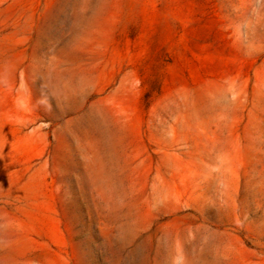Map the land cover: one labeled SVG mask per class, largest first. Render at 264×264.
Wrapping results in <instances>:
<instances>
[{
  "label": "rangeland",
  "instance_id": "obj_1",
  "mask_svg": "<svg viewBox=\"0 0 264 264\" xmlns=\"http://www.w3.org/2000/svg\"><path fill=\"white\" fill-rule=\"evenodd\" d=\"M0 264H264V0H0Z\"/></svg>",
  "mask_w": 264,
  "mask_h": 264
}]
</instances>
